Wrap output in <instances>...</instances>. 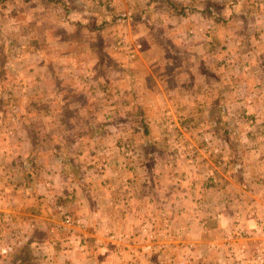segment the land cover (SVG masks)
<instances>
[{"label":"crops","instance_id":"0c3cea01","mask_svg":"<svg viewBox=\"0 0 264 264\" xmlns=\"http://www.w3.org/2000/svg\"><path fill=\"white\" fill-rule=\"evenodd\" d=\"M108 1L0 0L37 43L9 130L0 103V264H241L206 236L264 212V0Z\"/></svg>","mask_w":264,"mask_h":264},{"label":"rangeland","instance_id":"374dc122","mask_svg":"<svg viewBox=\"0 0 264 264\" xmlns=\"http://www.w3.org/2000/svg\"><path fill=\"white\" fill-rule=\"evenodd\" d=\"M116 17H120V16H116ZM0 18L4 19L2 14L0 15ZM3 24H0V51L3 50L4 55H6L9 58V60L7 63V70L5 69L6 71L4 72L5 75L3 74L4 79L0 80V103L4 104L5 110L8 111L9 117H8L7 122L6 121L5 122L7 124L6 125L7 130H9L10 127L8 126V124L12 123V121L14 120V117L17 119L19 115L18 114L19 110L17 106L18 102L16 101L14 97H12V95L10 96V94L13 92H10L9 90L14 89L13 84L18 83L20 86L23 85L22 83H20L21 79L19 81L17 80V78H19L18 72L20 71L21 73V70L24 66L21 60L25 58V54L27 55L28 53H31L27 49L33 50L34 46L37 45V43L35 42L36 44H33L34 45L33 46L31 44L32 37H28L25 31L24 32L22 31L23 28L24 30H26L25 29L26 26L22 27L21 25L14 24L8 28L7 27L5 28L2 26ZM26 28L29 29L31 32V27H26ZM118 37L119 36L115 34L113 36V41L115 42V40ZM2 69L3 68L0 65V70ZM0 72H1L0 74L3 73V71H0ZM86 77L88 78L87 74H84L82 76V78L87 80ZM14 80H17V81L14 82ZM124 137L129 138L128 136H124ZM124 137H122V139ZM179 142L184 150V153L175 155L174 158L184 157L188 159L190 163H194L196 161V157H198L197 153L196 152L193 153L191 151L190 153L189 151H187L182 140H179ZM200 145L203 146V144H200ZM124 157L127 159L129 158L128 156H125V155ZM220 207H223V206H220ZM262 215L263 214L251 220L247 218H242V219L240 218L237 222L238 224L236 225V227L231 230H230V224L227 223L228 220L226 218L223 219V222H222L223 224H220L219 222L220 230L215 229V235L209 233L208 236H206L207 238L215 239L216 245H221L220 249H218V247L215 248V252H214L215 262H217L218 260H222L224 256H228L229 252L231 253V255H233L234 250L231 247L234 248V246H232L231 243H235L236 245L239 246V250L237 249V251H235L236 253L235 259L240 260L242 262L241 264H264V234H259L258 232H256V228L258 227L257 226L258 221H260ZM72 219L74 220L73 222H75V220L78 219L79 220L78 223H80L79 218H72ZM143 226H144V223L142 224V227L140 228V230H138V233L141 234V239L147 238L146 235H148V237L150 236L154 240L163 239L161 235L155 236L152 233H150L151 231L149 232L150 233L149 234L147 232V229H145ZM215 228H218V224L215 226ZM117 233L115 232L110 233V237L116 240H119L120 237H122V239H129L131 237V235L129 234H125V233L117 234ZM173 237L176 238V236H173ZM227 248L229 252L227 251ZM165 252H166L165 254L162 251L156 252L154 255L155 259L159 258V255H160L159 259H161L165 255L169 257H172L174 255V252L172 251L170 252V249L168 248L165 250ZM210 252H211L210 250H206L205 252H203V255L205 257L213 256ZM258 254H260L261 256L258 257ZM119 255H120L119 252H114V256L110 258V260H107V261H112L110 264H118L119 260H121V258L118 259V257H120ZM143 257H144V260H143L144 264H156V263L162 264V263L156 262L152 256H151L152 260L151 258L147 259L145 256V252H144ZM190 264H193V263H190Z\"/></svg>","mask_w":264,"mask_h":264},{"label":"built area","instance_id":"2783aa9c","mask_svg":"<svg viewBox=\"0 0 264 264\" xmlns=\"http://www.w3.org/2000/svg\"><path fill=\"white\" fill-rule=\"evenodd\" d=\"M103 2L104 3H108L109 1L108 0H103ZM118 36L119 37L114 42V47L117 48V49H123L131 57H133L135 49L133 48L131 43L129 41H127L122 34H119ZM173 146H174L173 149H175V150H172L173 156L184 153V150H183L182 146L180 145L178 136H175L174 145ZM119 147H120V150H121L122 154L125 155V156L131 157L133 154L136 153V150L133 147V144H132L131 140L129 138H127V137H124L122 139ZM64 221L67 222V223H78L79 222L78 219L75 220V222H73L74 220L72 219L70 214H65ZM257 226L258 227L256 228V232H258L259 234H264V213H263L260 221H258V225ZM10 249H11V246H7L6 248L3 249V252H7ZM260 256L261 255L258 254V257H260Z\"/></svg>","mask_w":264,"mask_h":264}]
</instances>
